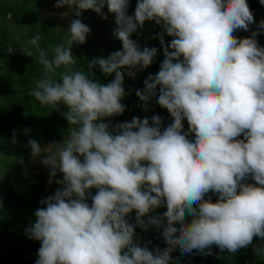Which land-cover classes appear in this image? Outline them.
Returning a JSON list of instances; mask_svg holds the SVG:
<instances>
[{
	"label": "clouds",
	"instance_id": "obj_1",
	"mask_svg": "<svg viewBox=\"0 0 264 264\" xmlns=\"http://www.w3.org/2000/svg\"><path fill=\"white\" fill-rule=\"evenodd\" d=\"M55 6H68L78 18L66 44L41 48L39 33L29 41L45 71L30 95L45 106L63 105L70 128L63 143L29 140L33 158L42 156L50 169L49 183L61 185L41 200L46 207L26 229L41 242L36 264H168L176 246L210 253L215 245L235 254L254 237L264 241V46L257 39L264 20L250 36L234 35L255 22L247 0H137L132 15L130 0H56ZM105 7L115 16L122 50L89 61L88 69L115 73L106 85L72 68L73 45L91 34L79 17L92 10L107 19ZM147 21L163 28L153 38L165 59L135 94L145 111L156 97L173 121L162 128V117L153 115L112 126L105 121L125 112V71L135 78L160 51L132 39ZM161 207L162 215H150ZM150 226L167 247L150 250L151 241L135 238L137 227ZM253 250L264 259V245Z\"/></svg>",
	"mask_w": 264,
	"mask_h": 264
},
{
	"label": "trees",
	"instance_id": "obj_2",
	"mask_svg": "<svg viewBox=\"0 0 264 264\" xmlns=\"http://www.w3.org/2000/svg\"><path fill=\"white\" fill-rule=\"evenodd\" d=\"M48 0H0V19L11 22L17 28V40L12 39V33L5 25H0V264H36L39 259L37 253L41 242L28 238L26 229L35 222V211L46 207L41 204L42 199L54 195L61 185L49 183L50 169L41 163V157L33 158L29 140H36L42 147L53 143H63L68 136L70 124L62 115L67 109L60 105L58 109L53 106L42 105L30 95L36 81L45 76L43 66L39 63L38 51L29 43L37 34H41L39 42L41 48L50 45L66 44L70 33L68 31L71 20L77 19L68 6H64L60 17L54 18L47 15L53 12L52 5H46ZM253 12L255 22L250 25L249 31L237 30L234 35L245 38L257 30V25L264 20V5L260 0H247ZM137 0H130L129 14L135 12ZM67 13V16L63 14ZM84 24L90 27L91 34L86 43L74 44L73 55L76 64L74 70H80L90 75V79L101 84H107L115 79V73L105 75L99 66L90 72L88 62L100 57H107L114 51L122 50V42L113 35L117 25L106 24L101 14L95 11H83L79 17ZM163 32V28L154 21H147L143 29H138L132 39L140 46L141 41L146 42L140 46L156 47L160 49L153 64L147 69L137 71L135 78L129 77L125 71L124 88L127 95L121 103L125 105L123 115L108 118L105 122L114 126L117 123L130 122L133 117L148 118L153 115L162 117V128L172 123L173 118L167 109L161 108L152 99L147 111L143 102L136 96V90H143L144 81L149 74L155 75L165 59L160 40L154 39ZM106 33V35L104 34ZM165 43L170 45L172 37L164 36ZM259 45L264 46V29L260 30L257 37ZM12 49V52H9ZM27 53H31V56ZM52 53L49 50V57ZM65 68L57 69L54 78L59 79V74ZM185 131L188 122L183 121ZM25 129L29 131L25 132ZM15 133L16 143H12ZM194 138V134L190 135ZM243 139V136L239 137ZM55 151V149H53ZM57 179H62L58 173ZM248 183H254L250 178ZM95 194L96 189L92 190ZM213 202L218 197L209 193ZM207 198V197H206ZM91 204V200L88 201ZM166 207H161L150 215H162ZM131 218L135 223V217ZM190 219V218H188ZM147 220V217H145ZM142 244L151 241L150 250L155 247H167L160 230L150 226L148 230L136 228V237ZM264 245L259 237H254L253 245L239 249L232 254L227 250L220 251L215 245L211 252L193 250L191 253L181 252L176 246L171 252L168 264H252L256 256L253 246Z\"/></svg>",
	"mask_w": 264,
	"mask_h": 264
},
{
	"label": "rangeland",
	"instance_id": "obj_3",
	"mask_svg": "<svg viewBox=\"0 0 264 264\" xmlns=\"http://www.w3.org/2000/svg\"><path fill=\"white\" fill-rule=\"evenodd\" d=\"M52 5L54 8H53V12H48L47 15L50 16V17H54V18H58L62 15L63 13V8H57L55 5H56V0H48L46 2V5ZM129 11V10H128ZM103 13L105 15H107V19H104V21H106V24H109V25H116L115 24V16L114 14H111L108 12V9L107 7H105L103 9ZM0 25H5L8 29L9 32L12 33V39L13 40H17V28H15L13 26V24L9 21L4 20V22L0 19ZM106 35V33H104ZM146 42V39L142 40L141 41V45H143V43ZM140 45V46H141ZM133 217H135V213L133 214ZM131 222L134 223L133 221V218H131ZM252 264H264V259H261L258 255L255 256L254 260H253V263Z\"/></svg>",
	"mask_w": 264,
	"mask_h": 264
}]
</instances>
